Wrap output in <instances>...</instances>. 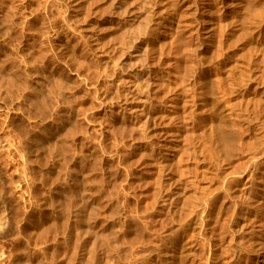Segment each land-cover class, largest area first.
<instances>
[{
    "label": "rangeland",
    "instance_id": "1",
    "mask_svg": "<svg viewBox=\"0 0 264 264\" xmlns=\"http://www.w3.org/2000/svg\"><path fill=\"white\" fill-rule=\"evenodd\" d=\"M231 7L0 0V264H264V16Z\"/></svg>",
    "mask_w": 264,
    "mask_h": 264
},
{
    "label": "bare ground",
    "instance_id": "2",
    "mask_svg": "<svg viewBox=\"0 0 264 264\" xmlns=\"http://www.w3.org/2000/svg\"><path fill=\"white\" fill-rule=\"evenodd\" d=\"M222 1H223V0H222ZM231 1H232V7H231V8L233 9L232 11H234V12L237 13V14H239L238 16H239L240 18H241L240 15L243 16V18H244V20H245V22H246V24H247V26H248V27H247V30H248V31H249V28H250V29L253 28V27H252V26H254L253 23H256L258 20L261 22L262 17L264 16V0H231ZM226 2H227V1H225L224 3H226ZM224 3H223V4H224ZM226 4H227V3H226ZM220 6H221V4H220ZM222 6H223V5H222ZM224 6H226V5H224ZM222 8H223V7H222ZM222 8H221V9H222ZM224 9H225V8H224ZM222 11H223V10H222ZM223 12L225 13V11H223ZM230 12H231V11H230ZM227 13H228V12H227ZM208 14H209V13H208ZM225 14H226V13H225ZM229 14H230V13H229ZM232 14H233V13H232ZM234 16H235V15H234ZM236 17H237V16H235V18H236ZM239 17H238V18H239ZM231 18H232V16H231ZM228 20H229V19H228ZM233 20H234V19H233ZM235 20H236V19H235ZM240 20H242V19H240ZM263 20H264V19H263ZM224 21H225V20H224ZM238 21H239V20H238ZM228 22H230V21H228ZM228 22H227V23H228ZM260 22H259V23H260ZM231 23H232V22H231ZM231 23H230L229 25L232 26L233 23H232V24H231ZM257 23H258V22H257ZM259 23H258V24H259ZM263 23H264V21H263ZM224 24H225V23H224ZM240 24H241V23H240ZM243 24H244V23H243ZM226 25H227V24H226ZM223 26H224V29H228V28H230L229 26H228V28H227L225 25H223ZM234 26H235V25L233 24V27H231V28H233V30H234ZM240 27H241V25L239 26V29H240ZM258 27H259V26H258ZM235 28L238 30L237 25L235 26ZM242 28H243V26H242ZM262 28H263V27H262ZM262 28H261V29H262ZM259 29H260V28H259ZM263 30H264V29H263ZM225 31H226V30H225ZM225 31H224V33H226ZM235 31H236V30H235ZM238 31H239V30H238ZM238 31H237V32H238ZM242 31H244V30L242 29ZM245 31H246V30H245ZM248 31H247V32H248ZM250 31H251V30H250ZM237 32H236V33H237ZM241 33H243V32H241ZM263 33H264V32H262V35H263ZM231 34H232V33H231ZM239 34H240V33H239ZM243 34H245V33H243ZM249 34H250V33L246 34L245 36H246V37H247V36L250 37ZM252 34H253V33H252ZM237 35H238V34H237ZM253 35H255V34H253ZM257 35H258V34H257ZM262 35H261V36H262ZM224 36H225V35H223V37H224ZM238 36H239V35H238ZM241 36H242V35H241ZM246 37H245V39H247ZM251 37H252V35H251ZM228 38H229V37H228ZM260 38H261V37H260ZM260 38H254V40H253L254 43H255V44H253V45H256V47H255V51H256V52H259V50H258V49H259L258 46H261V45H260V44H262L261 41H263V40H261ZM263 38H264V37H263ZM252 39H253V38H252ZM247 40H248V39H247ZM249 40L251 41V39H249ZM231 41H232V39H231ZM236 41H237V40H236ZM243 41H244V38H243ZM245 41H246V40H245ZM250 41H249V42H250ZM247 42H248V41H247ZM249 42H248V44H249ZM237 43H238V42H237ZM250 43H251V42H250ZM252 43H253V42H252ZM242 44H245V43L242 42ZM245 46H247V45H245ZM245 46H244V48H245ZM248 46H252V45H248ZM234 47H236V46H234ZM242 48H243V45H242ZM260 48H262V47H260ZM263 48H264V46H263ZM263 48H262V51H264ZM239 49H241V48H239ZM247 49H248V47H247ZM245 50H246V48H245ZM249 50H250V48H249ZM262 51H261V49H260V52H261V53H262ZM240 52H241V51H240ZM240 52H239V53H240ZM246 52H247V51H246ZM229 53H231V52H229ZM234 53H236V52L234 51ZM237 54H238V53H237ZM243 54H244V52H243V50H242V56H243ZM262 54H263V53H262ZM233 55H234V54H233ZM263 55H264V54H263ZM228 56H230V55H228ZM239 56H240V55H239ZM235 57H236V56H235ZM235 57H234V58H235ZM250 57H254V54H253V56H252V54H251ZM260 57H262V56H260ZM263 57H264V56H263ZM234 58H233V59H234ZM237 58H238V57H237ZM245 58H246V57H245ZM230 59H231V58H230ZM235 59H236V58H235ZM250 59H251V58H250ZM237 60H238V59H237ZM252 60H254V59H252ZM226 61H227V60H226ZM229 61L232 62L233 60H229ZM249 61H250V60H249ZM249 61H248V62H249ZM251 62H252V61H251ZM255 62H257L256 59H255ZM228 63H229V65H230V62H228ZM236 63H237V61H236ZM231 64H232V63H231ZM237 64H239V62H238ZM233 65H234V64H233ZM255 65H256V64H255ZM237 66H239V65H236V67H237ZM236 67H235V68H236ZM237 68H238V67H237ZM258 70H259V69H258ZM232 71H233V70H232ZM246 71H247V70H246ZM252 71H253V70H252ZM227 73H228V72H227ZM233 73H234V71H233ZM233 73H231V74H233ZM58 75H59V74H58ZM63 75H64V74H63ZM237 75H238V74H237ZM257 75H258V74H257ZM261 75H262V74H261ZM229 76H230V75H229ZM237 77H238V76H237ZM253 77H254V76H253ZM256 77H257V76H256ZM235 78H236V77H235ZM253 79H254V78H253ZM235 80H236V79H235ZM254 80H255V79H254ZM257 80H258V79H257ZM238 81H239V80H238ZM240 81H242V80H240ZM258 81H259V80H258ZM262 81H263V80H262ZM235 83H236V82H235ZM254 83L256 84V82H254ZM258 83H259V82H258ZM262 83H263V82H262ZM223 84H224V82H223ZM229 84H230V83H229ZM236 84H237V83H236ZM230 85H232V84H230ZM240 85H241V84H240ZM242 87H243V86H242ZM248 88H249V87H248ZM232 89H234V88H232ZM241 89H242V88H241ZM261 89H262V88H261ZM263 89H264V88H263ZM246 91H248V90H246ZM246 91H244V92H246ZM259 91H260V90H259ZM259 91H258V92H259ZM248 92H249V91H248ZM263 92H264V91H263ZM231 93H232V92H231ZM244 94H245V93H244ZM259 94H260V93H259ZM232 95H233V94H232ZM263 96H264V93H263ZM246 98H247V97H246ZM261 99H263V98H261ZM240 100H242V99H240ZM263 102H264V100H263ZM261 104H262V103H261ZM259 106H260V105H259ZM85 190H86V189H85ZM61 192H62V191H61ZM61 195H62V194H61ZM57 197H58V196H57ZM58 198H59V197H58ZM93 204H94V203H93ZM58 205H59V204H58ZM56 208H57V207H56ZM81 210H82V209H81ZM76 211H77V210H76ZM84 211H85V210H84ZM59 212H60V211H59ZM82 212H83V210H82ZM84 213H85V212H84ZM87 213H88V212H87ZM81 215H83V213H82ZM81 215H80V217L82 218ZM89 215H90V214H89ZM98 215H99V214H98ZM83 216H84V215H83ZM78 217H79V215H78ZM83 218H84V221L89 219V218H86V219H85V217H83ZM90 219H91V218H90ZM95 220H96V219H95ZM79 221H82V219L79 220ZM91 221H92V220H91ZM91 221H90V225L92 224ZM97 221H98V220H97ZM100 222H101V221H100ZM79 223H80V222H79ZM94 223H95V222H94ZM82 224H85V222L82 223ZM82 224H81L80 226H83ZM95 224H96V223H95ZM103 224H104V223H103ZM86 225H87V224H86ZM86 225H85V226H86ZM104 225H107V224H104ZM109 225H110V224H109ZM1 226H2V225H1ZM67 226H68V225H67ZM98 226H99V225H98ZM110 227H112V225H111ZM81 228H82V227H81ZM83 228H85V229L87 230V226H86V227L83 226ZM93 228H94V227H93ZM96 228H97V227H96ZM105 228H106V227H105ZM107 228H108V226H107ZM112 228H113V227H112ZM112 228H111V230H112ZM89 229H91V228H89ZM89 229H88V230H89ZM114 229H115V228H114ZM88 230H87V231H88ZM97 230H99V228H98ZM100 230H101V229H100ZM100 230H99V231H100ZM94 231H95V230H94ZM99 231H98V232H99ZM103 231H105V230L103 229L102 232H103ZM107 231H108V229H107ZM107 231H105V232H106L105 235H103L102 233H100L101 231L99 232V234H101V235H99V234L97 233V234H98V237L101 236V238H99V239H102V235L105 236V237H103V239L106 238L107 233H109V232H107ZM109 231H110V228H109ZM116 231H117V230L115 229V235H118L119 232H117V233H118V234H117ZM85 232H86V231H85ZM90 232H91V231H90ZM92 232H93V230H92ZM93 233H94V232H93ZM93 233H90V234H93ZM103 233H104V232H103ZM88 234H89V232H88ZM111 234H112V235H111ZM111 234H110L111 237L113 236L114 239H112V238H110V239H111V240H115V237H116V236H114L113 233H111ZM57 235H58V234H57ZM72 235H73V234H72ZM95 235H96V234H95ZM110 235L108 234V237H110ZM96 236H97V235H96ZM120 236H121V235H120ZM89 237H90V239H91L93 236H89ZM89 237H88V238H89ZM98 237H95V238L97 239ZM108 237H107V239L109 240ZM118 237H119V236H118ZM95 238H94V239H95ZM96 239H95V241H96ZM99 239H98V240H99ZM103 239H102V240H103ZM66 240H67V239H66ZM66 240H65V241H66ZM68 240H69V238H68ZM102 240H101L99 243L106 242V239H104L103 242H102ZM122 240H123V239H122ZM91 241L93 242V240H91ZM115 241H116V240H115ZM115 241H114V243H115ZM60 242H61V241H60ZM92 242H91V243H92ZM97 242H98V241H96L95 243H96V245H97V247H98L99 243L97 244ZM110 242H112V241H110ZM118 242H120L119 239H118ZM104 244H105V243H104ZM104 244H102V245L104 246ZM109 244H110V243H109ZM112 244H113V243H112ZM116 244H118V243H116ZM92 245H94V244L92 243ZM158 245H159V244H158ZM90 246H91V244H90ZM94 246H95V245H94ZM155 246H156V245H155ZM99 247H100V245H99ZM104 247H106V246H104ZM94 248H96V246H95V247L92 246V249H93V250H94ZM100 248H101V247H100ZM161 248L163 249V247H161ZM88 249H89V247H88ZM155 249H157V247H156ZM155 249H154V251H156ZM159 249H160V248H158L157 251H158ZM93 250H92V251L89 250L88 252L91 254V252L93 253ZM97 250H99V249L96 248L95 251H97ZM101 250H103V248H102ZM108 250H109V249H108ZM111 250H112V249H111ZM157 251H156V252H157ZM159 251H160V250H159ZM165 251H166V250H165ZM101 252H104V253H105L106 251L103 250V251H101ZM147 252H148V251H147ZM151 252L154 253V254L156 253V252H153V251H151ZM162 252H164V250H163V251H160V253L163 254V255H164V253H167V252H164V253H162ZM84 253H85V252H84ZM108 253H109V254L111 253L112 255L115 254V252L112 253L111 251L108 252ZM152 253H151V255H152ZM168 253H169V252H168ZM76 254H77V253H76ZM90 254H89V256H90ZM97 254H98V253H96V257L98 256ZM106 254H107V253H105V256H106ZM109 254H107V257L109 256ZM116 254H117V253H116ZM149 254H150V253H149ZM154 254H153V256H154ZM170 254H171V253H169V255H170ZM80 255H81V254H80ZM92 255L94 256V254H92ZM100 255L102 256L101 253H100ZM100 255H99V257H100L99 259H96V258L93 257L94 259H92V260L95 261V259H96V260H99V261H100V259L102 258ZM147 255H148V254H147ZM158 255H159V257L161 256L160 254H157V256H158ZM77 256H78V255H77ZM85 256H86V254H85ZM87 256H88V253H87ZM103 256H104V255H103ZM130 256H131V255H130ZM141 256H142V255H141ZM155 256H156V255H155ZM157 256H156V257H157ZM166 256L168 257V255H166ZM113 257H114V255H113ZM118 257H119V256H118ZM118 257H117V258H118ZM127 257H129V256H127ZM133 257H134V256H133ZM151 257H152V256H151ZM163 257H165V256H163ZM169 257H170V256H169ZM171 257H172V256H171ZM89 258H90V260H91L92 256H90ZM104 258H105V257H104ZM111 258H112V257H111ZM111 258H109V259H111ZM152 258H153V257H152ZM157 258H158V257H157ZM157 258H156V259H157ZM107 259H108V258H107ZM107 259L105 258L106 263L108 264L109 261L107 262ZM114 259H116V258L114 257L113 260H114ZM118 259H120V257H119ZM121 259H122V258H121ZM121 259H120V260H121ZM128 259H129V258H128ZM130 259H131V257H130ZM144 259H145V258H144ZM144 259H143V260H144ZM163 259H165V258H163ZM126 260H127V258H126ZM131 260L133 261V258H132ZM146 260H149V259H146ZM146 260H145V262H146ZM157 260H158L157 262L159 263V259H157ZM167 260H169V258H168ZM99 261H97V262H99ZM101 261H102V260H101ZM114 261H115V260H114ZM116 261H117V260H116ZM121 261H122V260H121ZM129 261H130V260H129ZM129 261H128V262H129ZM134 261H135V260H134ZM177 261H178V260H177ZM50 262H51V261H50ZM69 262H70V261H69ZM69 262H68V263H69ZM125 262H126V261H125ZM135 262L137 263V261H135ZM149 262H150V261H149ZM149 262H148V264H150ZM160 262H161V263H163V262L166 263L165 260H163V262H162V258H161V261H160ZM168 262H169V261H168ZM74 263H75V262H74ZM89 263H90V262H89ZM99 263H100V262H99ZM99 263H98V264H99ZM101 263H102V262H101ZM103 263H104V262H103ZM112 263H113V262H112ZM115 263H116V262H115ZM118 263H119V262H118ZM118 263H117V264H118ZM123 263H124V262H123ZM129 263H130V262H129ZM129 263H128V264H129ZM133 263H134V262H132V264H133ZM95 264H96V263H95ZM104 264H105V263H104ZM110 264H111V262H110ZM119 264H120V263H119ZM126 264H127V263H126ZM130 264H131V263H130ZM169 264H170V263H169Z\"/></svg>",
    "mask_w": 264,
    "mask_h": 264
}]
</instances>
